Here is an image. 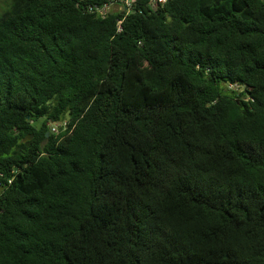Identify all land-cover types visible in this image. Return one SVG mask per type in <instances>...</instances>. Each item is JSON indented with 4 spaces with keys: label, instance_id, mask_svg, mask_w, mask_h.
<instances>
[{
    "label": "trees",
    "instance_id": "obj_1",
    "mask_svg": "<svg viewBox=\"0 0 264 264\" xmlns=\"http://www.w3.org/2000/svg\"><path fill=\"white\" fill-rule=\"evenodd\" d=\"M105 1L0 14V264H264V0Z\"/></svg>",
    "mask_w": 264,
    "mask_h": 264
},
{
    "label": "built area",
    "instance_id": "obj_2",
    "mask_svg": "<svg viewBox=\"0 0 264 264\" xmlns=\"http://www.w3.org/2000/svg\"><path fill=\"white\" fill-rule=\"evenodd\" d=\"M134 1L135 0H106L101 5H98L96 3L88 4L87 11L91 13H95L97 16L105 17L110 11H124V12L130 11L132 9V5ZM168 1L169 0H150V5L156 9L160 6H163ZM122 22L123 19L118 20V25H117L118 31L122 30ZM50 126H51V131L54 134L58 135L68 127V122L67 120H64L59 123H51ZM9 182H11V180H9Z\"/></svg>",
    "mask_w": 264,
    "mask_h": 264
},
{
    "label": "rangeland",
    "instance_id": "obj_3",
    "mask_svg": "<svg viewBox=\"0 0 264 264\" xmlns=\"http://www.w3.org/2000/svg\"><path fill=\"white\" fill-rule=\"evenodd\" d=\"M11 1L12 0H0V14L10 6Z\"/></svg>",
    "mask_w": 264,
    "mask_h": 264
},
{
    "label": "water",
    "instance_id": "obj_4",
    "mask_svg": "<svg viewBox=\"0 0 264 264\" xmlns=\"http://www.w3.org/2000/svg\"><path fill=\"white\" fill-rule=\"evenodd\" d=\"M33 137V135L31 134L30 136L27 137V139H31Z\"/></svg>",
    "mask_w": 264,
    "mask_h": 264
}]
</instances>
